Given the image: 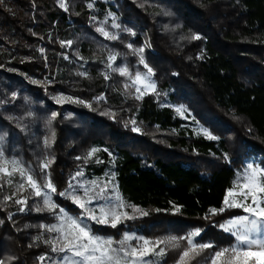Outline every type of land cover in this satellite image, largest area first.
I'll list each match as a JSON object with an SVG mask.
<instances>
[{
  "label": "trees",
  "instance_id": "trees-1",
  "mask_svg": "<svg viewBox=\"0 0 264 264\" xmlns=\"http://www.w3.org/2000/svg\"><path fill=\"white\" fill-rule=\"evenodd\" d=\"M60 2L0 0V151L30 164L41 182L48 172L57 192L81 170L94 177L111 169L124 202L148 210L137 221L142 231L200 227L203 239L231 242L216 225L230 212L211 210L224 208L250 159L264 166V0H115L124 21L137 29L116 46L133 37L141 43L150 33L147 56L158 90L173 101L179 91L203 98L208 105L201 117L221 121V111L243 117L249 137L236 151L225 134L209 139L156 93L126 97L123 78L105 76L110 41L93 28L74 38ZM162 11L177 17L183 41L173 43L163 33ZM66 41L72 44L62 45ZM57 92L83 103L56 104L50 95ZM134 125L142 131H133ZM152 130L163 138H152ZM94 147L99 161L86 157ZM48 153L52 163L45 170ZM0 184V261L36 264L50 250L43 224L53 217L46 209L34 211L33 198L27 199L29 210L15 196L5 199L13 190ZM58 200L78 211L68 199ZM109 227L100 228L112 233Z\"/></svg>",
  "mask_w": 264,
  "mask_h": 264
},
{
  "label": "rangeland",
  "instance_id": "rangeland-1",
  "mask_svg": "<svg viewBox=\"0 0 264 264\" xmlns=\"http://www.w3.org/2000/svg\"><path fill=\"white\" fill-rule=\"evenodd\" d=\"M64 3L66 5V10L69 13V22L71 24L69 28V33H71L74 38H78L81 36H86L89 34V31L93 28L99 36L102 38H105L106 40H109L111 44L107 46V77H111L116 71H113L115 68H124L126 67L129 70V73L131 76H134L136 72H140L141 74H144L147 72V68L145 67V64H147L148 68H151L153 70V75L151 77V81L155 83V91L153 92L151 89L147 90V93H156L157 98L163 105H169L173 107L176 111L178 108L182 109V111H177L178 114L182 117L185 118L189 121H194L195 123L193 124V127L198 131L203 134L202 129L208 130L213 136L217 137L218 135H223L225 134L229 140H230V148L232 151H236L238 149H241L242 146V138L244 136H248L249 134L247 133V127L248 124L246 120L243 117L236 116L232 113L229 112H223L221 111L222 116H224V120H214L206 115H202V117L199 115L201 111L207 112L205 110V107H207L208 103L206 100L201 98L200 100L195 96V95H189V93L183 94L182 91H179V96L177 97L176 100H172L169 96V93L161 92L158 90V81L155 76V71L153 66L149 63L148 61V56L147 52L149 50H152V46L150 43V33L145 32V38L144 40L139 43L135 42V35H136V28H132V26L128 25L124 19L122 18L121 14L117 11L116 9V3L115 0H64ZM92 5V7H89V5ZM105 4V6L103 5ZM173 14V12H172ZM168 11H162L161 12V19H160V28L163 33L169 34L170 41L173 43H178L183 39L181 38L182 36L180 34H176V31L178 28H180V22L178 21L177 17L175 15H172ZM115 25H119V27H116ZM103 28L106 32H108L111 36H116V39H110L105 37L98 29ZM141 32V31H140ZM181 33V32H180ZM124 34H131L134 37L132 40L126 41L125 46L122 48L116 46L117 43H122L123 40V35ZM143 32H141V35ZM182 34V33H181ZM198 36V35H196ZM131 46V47H129ZM143 49V60L144 63H141V53L137 52V49ZM115 55L116 59L115 61H110L109 56ZM111 64L112 67L109 68L108 65ZM118 73V72H116ZM120 75V73H118ZM121 78H123V89H124V95L128 98L132 99H137L138 96H140V93L136 92V87H140L141 91H144L143 86L140 84H136L135 86H132L133 81L130 78V76H123L120 75ZM37 83L42 84L41 81L36 80ZM128 84L130 87L125 88L124 85ZM144 94L143 96H145ZM51 98L54 100L56 104L64 105L69 102L75 101L74 98L72 100H66L65 102L62 103H57L56 100L59 97H70L69 95L62 93V92H57L53 93L50 95ZM206 114V113H205ZM224 122V123H222ZM133 128H139V126L134 125ZM142 130L138 131L139 133ZM137 132V131H135ZM152 132V133H151ZM150 132V135L152 138H155L156 140H160L163 137L157 133L156 130H152ZM246 132V135H244ZM145 134V133H144ZM96 148V147H94ZM93 149V148H92ZM91 149V150H92ZM98 149V148H96ZM90 150V151H91ZM89 151V152H90ZM99 151H97L94 155L89 157L87 155L86 157L89 159L97 157L96 155L98 154ZM3 153V152H2ZM89 154V153H88ZM3 158L7 159L9 161L15 159L20 161L25 168L29 170V172L34 176V178L37 179L36 176V170L33 169V167L29 164L26 165L22 160H20L16 156H11L8 157L4 155L3 153ZM52 157L50 154H46V157L44 159V162L50 160L51 161ZM100 159L97 157L96 161H99ZM43 162V163H44ZM248 164L251 163L253 166H258L261 168H264L262 163L259 161V158H257L256 161L253 159H250ZM45 170H49V167ZM79 173H82V175H75L72 179V181L69 183L71 184L72 187L70 188L69 185L64 189L62 192L68 193V195H60L62 192H54L51 193V190H47L51 194V202L54 203L55 205L58 206L55 210H48L45 208L43 204V195L42 196H35L33 194V191L27 183L24 185V189L21 191H17V185L19 183H24V180L20 176H14L12 177L13 183L10 185L13 190V196L12 197H17L18 199H23L24 197L28 198H33L32 200L34 201L31 205L29 204V207H27L28 203L26 204L27 210L29 208H33L34 211L37 207H41L46 209L51 213V216L53 217V221L50 222H45L43 226H52L56 225L59 227L62 223L60 220V216L66 214L67 216L77 218L81 220L84 224H87L89 227L90 232L92 235L101 237L104 240H109L111 239L113 241L112 247L113 248H119L120 244L119 242L124 239V235L128 234L129 236L133 237H143L148 240H163L168 237H187L189 234L192 232L199 230V235L194 237V240L196 243H210L214 247L211 249H206L201 256L197 257L195 260L191 262V264H205V257H208L214 252L215 250H219L220 248L224 247H230L236 243L235 236L233 233L225 231L223 228L220 227L222 224H226L227 221L231 220L234 217L237 216H242L246 215L244 211L240 208H228L225 207V211L230 212V215H228L227 218H225L222 222L217 223V229L223 231L225 234H229L233 239L231 242H227L224 244H219L218 242L213 241L212 238H207L203 239L201 237L202 235V228L197 227V228H188L187 230L179 233L176 229L168 228L164 231H153L151 230L150 232H145L142 231V229H139V226L137 224V221L142 219L143 217L148 215V210H145L141 207H138L139 209H142L144 212L147 213V215H140L138 212L134 213L133 210L128 207L131 204H127L124 202V199L122 197V193L120 191V188L118 186V182L116 180L115 174L111 169H107L106 173L103 176H94V177H89L83 170L79 171ZM45 179H48V172L45 173L43 176V181ZM38 180V179H37ZM40 181V180H38ZM42 181V182H43ZM91 181H97L98 184L103 186L105 183L110 182L109 187L106 192V196L108 198V201L111 203L109 204L105 200H93L91 204H89L87 207L89 209H95V215L96 216H101V212L99 210V206L104 204L106 207L109 206H114L116 204V197L119 196L125 207L123 209H119V211H126L129 216L134 217L132 219H123L121 223L117 224L115 227H112V225L109 224H102L98 223L95 220L88 219L85 210L81 209L78 205H76L72 199L70 198L72 195L76 196H84V190L82 186H88L90 187L91 185L89 182ZM239 191V189H236ZM58 194V195H57ZM58 197L60 198H66L68 199L73 205H75L78 208V211L75 213L74 211H70L67 206H64L60 201L58 200ZM231 202V197L229 198ZM250 202V201H249ZM60 209H63V213H61ZM37 212V211H36ZM212 224H215L213 222ZM101 226H110L109 228L114 229L112 233H104L101 230ZM44 228V233L45 235L48 234V236H44L42 238L43 241L45 240H53L57 238L60 233L59 232H51L48 231L47 228ZM112 231V230H111ZM142 242L138 239H132L127 242V244H130L132 247H136L138 244H141ZM50 245V250L43 254L41 257H44L43 260L39 259V262L36 264H63V257L65 255H71L70 253H62V252H53L52 251V245ZM181 248L186 246V241L181 240L180 241ZM160 247H165L166 252L165 255L156 257V256H151L149 259L153 261V264H176V261L178 259V254H179V249H173L168 245H161Z\"/></svg>",
  "mask_w": 264,
  "mask_h": 264
},
{
  "label": "snow or ice",
  "instance_id": "snow-or-ice-1",
  "mask_svg": "<svg viewBox=\"0 0 264 264\" xmlns=\"http://www.w3.org/2000/svg\"><path fill=\"white\" fill-rule=\"evenodd\" d=\"M60 6L65 8L64 0H61ZM89 7H92L90 4ZM119 27V25H115ZM105 37L110 39H116V36H111L103 28L98 29ZM192 39H199V36L194 35ZM72 41L62 42V45L70 46ZM131 47V46H129ZM43 52V49H40ZM137 52L141 53V63L143 60V49H137ZM116 56H109L110 61H115ZM112 67L111 64L108 65ZM147 72L141 74L136 72L134 76H131L129 70L124 68H115L113 71L120 73L123 76H130L133 81L132 86L140 84L143 86L144 91H141L140 87H136V92L140 93L137 99H141L147 90L151 89L155 91V83L151 81L153 70L148 68L145 64ZM81 75H86L82 73ZM107 78V74H105ZM125 88L130 85L125 84ZM15 95V94H13ZM66 100H72L71 97H59L57 103L65 102ZM83 103V101H75ZM177 111H182L178 108ZM56 113L52 114V119L56 117ZM135 124V121L131 122ZM133 131H140L139 128H133ZM203 134L209 139H217L208 130L202 129ZM54 133L51 138L46 137L44 140L45 145H49L54 139ZM2 139V137H0ZM99 149L93 148L89 152V157L94 155ZM105 151H107L105 149ZM52 161L48 160L42 164L43 169H47ZM20 176L24 183H19L17 191L24 189L25 183L32 189L35 196H42L43 204L45 208L52 211L58 208L57 205L51 202V194L47 190H51V193L56 192L55 186L52 184L51 179H45L43 182L38 181L29 172L27 168L18 160H7L3 158V153L0 151V181H6L7 184L13 183L12 177ZM77 176L82 173H77ZM75 178V177H74ZM91 185L82 186L84 190V196L72 195L70 198L81 209L85 210V214L88 219L95 220L102 224H111L115 227L121 223L123 219H132L126 211H119L125 207L122 199L117 196L116 204L114 206L106 207L102 204L99 206L101 216H96L95 209H89L87 206L92 203L93 200H105L109 204L107 196L105 195L109 187L110 182L105 183L103 186L97 183V181L89 182ZM3 187V184H0ZM71 188L72 185L70 184ZM236 189H239L237 191ZM60 195H68L66 192L60 193ZM231 202H230V199ZM12 196L5 197V199H12ZM250 201V202H249ZM15 203L24 205L27 203V197L23 199H16ZM224 205L228 208H240L246 213V215L237 216L227 221L226 224L220 225L225 231L233 233L236 243L230 247L220 248L215 250L208 257H205V264H264V168L253 166V164H247L241 175H238L237 181L234 183L233 188L229 189L224 198ZM134 213L138 212L140 215H147L142 209L137 208L135 205H129ZM23 210V209H21ZM36 211H43L44 208L37 207ZM179 211V209H176ZM225 209L219 210L212 209V214H216L218 211L223 212ZM63 213V209H60ZM62 221L61 225L57 227L43 226L51 232H59L60 235L53 240H45L46 244L52 245L53 252L70 253L71 255H65L63 264H153V261L149 259L151 256L160 257L165 255L166 248L160 247L161 245H168L173 249H179L178 259L176 264H191L193 260L201 256L206 249H211L214 246L210 243H196L194 237L199 235V230H196L189 234L187 237H168L163 240H148L143 237H133L128 234L124 235V239L119 242V248H113L111 239L104 240L101 237L92 235L87 224H84L81 220L67 216L66 214L60 216ZM40 239V237H37ZM132 239H138L142 243L136 247H132L127 244ZM186 241V246L181 248L180 241ZM41 260L44 257L40 258ZM3 264V261H0Z\"/></svg>",
  "mask_w": 264,
  "mask_h": 264
}]
</instances>
